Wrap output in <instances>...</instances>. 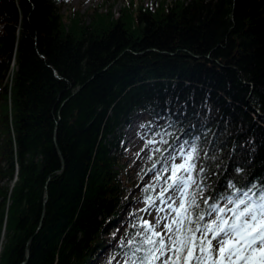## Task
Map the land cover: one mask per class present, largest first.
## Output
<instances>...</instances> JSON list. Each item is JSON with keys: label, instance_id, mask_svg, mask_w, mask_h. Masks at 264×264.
Listing matches in <instances>:
<instances>
[{"label": "trees", "instance_id": "16d2710c", "mask_svg": "<svg viewBox=\"0 0 264 264\" xmlns=\"http://www.w3.org/2000/svg\"><path fill=\"white\" fill-rule=\"evenodd\" d=\"M61 1L0 0V264L123 255L153 196L121 179L139 114L215 155L217 191L264 187V0L140 1L88 21Z\"/></svg>", "mask_w": 264, "mask_h": 264}, {"label": "snow or ice", "instance_id": "6c2138e0", "mask_svg": "<svg viewBox=\"0 0 264 264\" xmlns=\"http://www.w3.org/2000/svg\"><path fill=\"white\" fill-rule=\"evenodd\" d=\"M166 151L154 149L161 159L152 169H160L144 189L156 195L145 196L142 211L154 209L156 216L141 218L121 240L123 264H264V187L245 190L229 182L219 192L206 183L215 155L188 141Z\"/></svg>", "mask_w": 264, "mask_h": 264}, {"label": "rangeland", "instance_id": "374dc122", "mask_svg": "<svg viewBox=\"0 0 264 264\" xmlns=\"http://www.w3.org/2000/svg\"><path fill=\"white\" fill-rule=\"evenodd\" d=\"M142 1L144 5L151 4L155 1H164L166 4H170L172 0H62L61 5L59 6V10L61 15L65 20L71 18L72 13H77L80 17L87 16V21L90 19L89 15L92 14L94 10H99L100 12H105V10H110L115 17H118V14L124 8H127L130 3H137ZM181 1H190V0H181ZM68 22V21H67ZM134 130L137 131V135H134ZM129 131H124V146L131 150V156L129 159L128 156V168L127 175L125 172L121 175V179L123 183L127 184H138V180L144 177V175H150V181H155V175H151L152 173H156L159 171L160 166L157 164L156 169H152L153 162L155 160L161 159V156L158 153L154 152L155 148H162L163 144L161 143H153L151 145L148 144L149 140L160 141L161 139H166V136L161 133H157L152 126L149 129H145L144 125H137V123L132 125V129L130 130V136L128 135ZM167 140V139H166ZM151 157V159L149 158ZM147 184H150L147 182ZM144 206H141L143 208ZM156 216L155 210L150 212L147 216L148 220H154ZM117 233L116 236H118ZM107 254V250L104 255ZM102 255V256H104ZM102 256L97 257L95 260L96 264L98 261H101ZM119 264V263H118Z\"/></svg>", "mask_w": 264, "mask_h": 264}, {"label": "water", "instance_id": "95a60500", "mask_svg": "<svg viewBox=\"0 0 264 264\" xmlns=\"http://www.w3.org/2000/svg\"><path fill=\"white\" fill-rule=\"evenodd\" d=\"M44 203L47 201V194L45 193V196H44ZM25 254H26V257H28V250L26 249L25 251Z\"/></svg>", "mask_w": 264, "mask_h": 264}]
</instances>
